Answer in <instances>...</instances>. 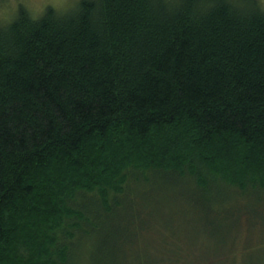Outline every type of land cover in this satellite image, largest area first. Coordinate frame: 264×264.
Masks as SVG:
<instances>
[{"label":"trees","instance_id":"trees-1","mask_svg":"<svg viewBox=\"0 0 264 264\" xmlns=\"http://www.w3.org/2000/svg\"><path fill=\"white\" fill-rule=\"evenodd\" d=\"M17 14L0 26V264H74L119 209L141 219L135 192L154 179L189 185L232 228L260 221L258 0H79ZM128 172L151 178L126 190ZM111 191L126 199L111 205ZM193 201L180 205L190 213ZM103 242L98 264H110L109 233Z\"/></svg>","mask_w":264,"mask_h":264},{"label":"rangeland","instance_id":"rangeland-1","mask_svg":"<svg viewBox=\"0 0 264 264\" xmlns=\"http://www.w3.org/2000/svg\"><path fill=\"white\" fill-rule=\"evenodd\" d=\"M78 1L0 0V26L14 20L21 7L32 18H39L46 7L65 13L75 7ZM258 2L264 8V0ZM128 176L129 186H126V190L134 188L145 177L151 178L148 172H128ZM80 194L74 198L77 202L81 201ZM217 194L218 198L226 197L225 193L218 191ZM92 195L96 196L87 194ZM126 195L111 191L108 199L114 205V201H122L126 199ZM135 195L141 198L140 202L137 200L134 203L141 213V219H135L129 205L119 209L111 217L110 225L100 229L99 234L93 237V242L83 240L79 245L76 244L78 247L74 252L80 258L74 264H98L101 258L99 247L103 245L107 233L110 234V244L116 248L114 253L103 258L110 264H174L170 260L173 257L170 251L176 250L184 255H191L183 261L184 264H264V205L261 209L262 218L258 223L250 220L237 221V226L232 228L231 219L228 221L222 215L216 216L210 209L206 212L205 208L210 203H196L197 197L185 183L154 179L149 187L141 185L137 188ZM131 196L129 194L128 198ZM186 200H194L190 213L187 212L188 207L180 205ZM217 202L211 204L213 210ZM85 203L92 206L88 201ZM244 203L252 209L257 201L252 197ZM73 222L75 220L68 223L74 224ZM75 229L70 228V231ZM61 236L64 238L65 234ZM64 240L62 239L68 245L69 241Z\"/></svg>","mask_w":264,"mask_h":264}]
</instances>
